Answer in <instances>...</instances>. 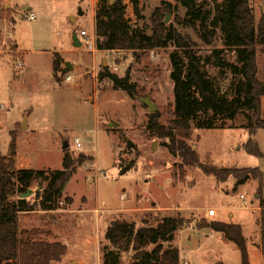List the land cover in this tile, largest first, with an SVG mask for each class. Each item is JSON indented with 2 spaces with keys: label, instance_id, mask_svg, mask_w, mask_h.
<instances>
[{
  "label": "rangeland",
  "instance_id": "obj_1",
  "mask_svg": "<svg viewBox=\"0 0 264 264\" xmlns=\"http://www.w3.org/2000/svg\"><path fill=\"white\" fill-rule=\"evenodd\" d=\"M137 1L139 14L134 0H126L131 29L147 27L152 33V20L160 8L163 23L175 28L202 57L201 67L219 94L233 98L242 77L220 65L215 54L222 50L221 58L238 64L225 45L221 28L217 27L213 42L208 44L199 32L200 23H196L197 29L188 23L187 9L180 1ZM249 1L256 22L264 20V0ZM198 2L203 15L209 11L213 18L217 3ZM94 3L97 6L99 0H0V51L4 54L0 59L4 74L0 75V155L15 161L18 169L46 171L62 169L66 152L93 158L79 166L67 182L54 211L24 212L20 227L36 230V240L67 246L62 260L52 264H100L99 247L103 255V248L111 246L105 233L113 220L155 226L163 215L180 216L186 223L176 232L173 244L179 248L182 260L191 264H242L241 250L235 243L222 233H217L222 236L219 240L207 237L206 224L213 219L240 224L250 264H261L264 210L258 209L262 205L258 182L250 179L236 186L232 176L220 182L200 168L187 167L171 153L166 145L169 139L158 135L175 116L171 53H182V49L169 42L165 48L138 53L95 51L96 39L93 42L81 36L82 30L90 35L96 32ZM26 6L35 14L34 20L27 18ZM74 33L82 37L83 46H74ZM57 52L75 69L56 74L53 59ZM17 58L23 60L22 68H16ZM256 63L258 78L264 84V46L257 47ZM105 68L121 77L129 74L136 95L116 89L108 77L100 78ZM148 96L158 107L154 112L140 100ZM260 100L264 111V96ZM252 116V111H246L235 120H219L223 128H197L192 122L187 143L202 162L228 168L261 167L264 172V158L246 149L252 137L253 144L257 141L264 153V129L249 134L248 127L255 120ZM112 122L119 125L111 126ZM151 124L154 129H150ZM14 133L17 143L12 149ZM76 137L81 139V150L75 145ZM129 140L133 142L131 148ZM32 188L35 193L29 200L35 202L36 192L43 187L35 184ZM18 198L20 195H13L10 201ZM151 207L152 211L143 210ZM210 207L216 209V217L207 216ZM131 258L132 253H123L121 264H131Z\"/></svg>",
  "mask_w": 264,
  "mask_h": 264
},
{
  "label": "trees",
  "instance_id": "obj_2",
  "mask_svg": "<svg viewBox=\"0 0 264 264\" xmlns=\"http://www.w3.org/2000/svg\"><path fill=\"white\" fill-rule=\"evenodd\" d=\"M178 1L187 9L188 23L196 29V23H200L199 32L206 43L213 42L217 27L223 31L225 45L233 51L238 64L221 58L222 50L215 51V54L220 58V65L242 77L236 84L233 98L219 94L215 83L201 67L202 57L197 55L175 28L163 23L162 16H159L160 8L152 20V33H149L147 27L131 29L126 0H99L95 14V47L97 50H129L138 53L165 48L169 42H174L182 49V53H171L175 116L158 135L169 139L166 145L171 153L179 157L187 167L200 168L220 182H225L232 176L237 181L236 186L250 179L256 180L261 206H264V172L260 167L228 168L210 161L202 162L199 153L187 143L191 138L192 122L197 128H223L224 125L219 126V120H235L240 113L246 111H252V118L255 119L248 127L249 134L253 136L259 129H264V111L260 100L264 96V84L258 78L256 63L257 47L264 46V20L256 22L249 0H223L221 4L218 3L220 0H210L217 3L213 18L209 11H205L203 15L198 0ZM134 5L139 14L137 0H134ZM171 6L168 4V8L171 9ZM209 60L207 58L206 61ZM63 63L60 53H55L53 67L56 74L63 70ZM99 77H108L116 89L125 90L132 97L137 93L129 74L121 77L105 68ZM150 129H154L153 124ZM12 137L10 146L15 149L17 136L14 133ZM246 149L250 154L264 158L258 142L254 145L252 137ZM91 159L93 158L84 153L75 157L66 152L62 169L46 171L18 169L15 161L0 155V264H52L62 260L67 253V246L62 242L34 239L36 230L22 229L20 217L24 212L54 211L67 182L79 166ZM35 184L43 187L36 192L35 202L29 198L10 201L11 196L20 195ZM185 223L182 217L173 215H163L155 226H139L136 221L125 219L113 220L105 233L111 246L103 248V264H121L123 253H132L131 264H183L180 250L173 242L176 232ZM206 227L222 233L226 240L235 243L241 250L242 264H250L247 240L240 224L212 220Z\"/></svg>",
  "mask_w": 264,
  "mask_h": 264
},
{
  "label": "crops",
  "instance_id": "obj_3",
  "mask_svg": "<svg viewBox=\"0 0 264 264\" xmlns=\"http://www.w3.org/2000/svg\"><path fill=\"white\" fill-rule=\"evenodd\" d=\"M96 1V0H95ZM98 1V0H97ZM94 5H95V3H94ZM6 6H9L8 4H6ZM26 8V10L27 11H29V13L31 12L30 10H31V8L29 7V6H26L25 7ZM96 9H97V6L95 5V7L93 8V12H94V17H95V14H96ZM33 13V12H32ZM2 31V28L0 27V32ZM2 33H3V31H2ZM79 35V34H78ZM79 37H80V39H81V41H82V37L79 35ZM73 38V37H72ZM15 44V48H16V50H18V51H20L19 50V46H18V43H17V41H15L14 42ZM74 44V43H73ZM82 46H83V42H82ZM76 47V46H75ZM94 50L96 51L97 49H96V47L94 48ZM22 53V52H21ZM23 54V53H22ZM2 55H4V54H2V51H0V59H1V57H2ZM61 55V54H60ZM24 56V55H23ZM61 57H62V59H63V61H64V63H63V65L66 63V62H70V61H66V58L63 56V55H61ZM24 60H25V57H24ZM53 63H54V59H53ZM71 64H72V66H73V69H71L70 71H72V70H74L75 69V66L73 65V63L72 62H70ZM64 69V68H63ZM63 71V70H62ZM61 71V72H62ZM69 71V72H70ZM0 75L1 76H3L4 74H3V71H0ZM51 76H54V71H53V73L51 74ZM261 165H262V167L264 168V163H261ZM261 168V167H260ZM257 197H258V195H257ZM262 207L263 206H258V209L259 210H264V209H262ZM211 208V207H210ZM126 209H128V208H126ZM147 209V210H146ZM152 207L151 208H145V209H143V210H146V211H152ZM208 209V208H207ZM207 209H205V211L207 210ZM251 209H254L253 207L251 208ZM96 212L99 214V216L97 217L98 219H100L101 218V216H100V213H99V211L96 209ZM216 215H217V212H216V214L214 215V216H209V214L207 215V216H209V217H211V218H213V217H216ZM213 219H211V221H212ZM226 223H228V222H226ZM208 232H209V234L207 235V237H211L212 239L213 238H215V239H217V240H219V239H222L221 237L222 236H219L217 233L218 232H216V231H214V230H212V229H210V228H205ZM223 237H224V235H223ZM210 238V239H211ZM259 249H260V255H261V257H260V259H261V264H264V241L262 242V243H260L259 244ZM99 250H100V253H99V259H100V264H103V255H102V251H101V249H100V247H99ZM249 255H250V253H249ZM251 256V255H250ZM80 263V262H79ZM182 263L184 264V263H189V264H191L190 262H186V260H182ZM74 264H78V261H75L74 262ZM220 264H225V263H220Z\"/></svg>",
  "mask_w": 264,
  "mask_h": 264
},
{
  "label": "water",
  "instance_id": "obj_4",
  "mask_svg": "<svg viewBox=\"0 0 264 264\" xmlns=\"http://www.w3.org/2000/svg\"><path fill=\"white\" fill-rule=\"evenodd\" d=\"M169 17V16H168ZM169 18H167L165 21L167 22ZM73 43L76 47L82 46V41L77 33H74L73 35ZM71 69H73V66L70 62L65 63V68L63 69L62 73L67 74ZM140 100H142L146 105H148L149 110L154 112L158 109L156 103L148 96V97H140ZM111 126H118L119 124L116 122H112L110 124ZM23 127H26L24 124ZM68 145V144H65ZM133 145V142L129 140L128 147L131 148ZM35 193V190L33 188H28L25 192L20 194V198H29Z\"/></svg>",
  "mask_w": 264,
  "mask_h": 264
},
{
  "label": "built area",
  "instance_id": "obj_5",
  "mask_svg": "<svg viewBox=\"0 0 264 264\" xmlns=\"http://www.w3.org/2000/svg\"><path fill=\"white\" fill-rule=\"evenodd\" d=\"M27 18L30 19V20H34L36 18V16H35L34 13L30 12V13H28V17ZM81 36L85 37L86 40L91 39L93 42H94V39H96L95 34L90 35L86 30H82L81 31ZM2 44L3 43L0 41V46ZM16 62H18V64L16 65V68L19 69V68L23 67L24 64H23V60L21 58H17ZM67 79H70V77L67 76ZM75 145H76V147L78 149H80V150L82 149V142H81L80 137H76L75 138ZM242 197H244V195H242ZM208 214H209V216H214L216 214V209H214V208L208 209ZM184 264H189V263H184Z\"/></svg>",
  "mask_w": 264,
  "mask_h": 264
}]
</instances>
